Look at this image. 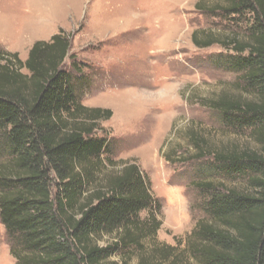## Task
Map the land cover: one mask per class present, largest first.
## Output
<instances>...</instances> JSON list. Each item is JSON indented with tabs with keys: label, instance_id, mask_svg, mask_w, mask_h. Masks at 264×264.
Masks as SVG:
<instances>
[{
	"label": "trees",
	"instance_id": "obj_1",
	"mask_svg": "<svg viewBox=\"0 0 264 264\" xmlns=\"http://www.w3.org/2000/svg\"><path fill=\"white\" fill-rule=\"evenodd\" d=\"M195 8L225 26L245 24L240 32L196 28L192 42L230 52L225 62L240 74L242 94L210 104L231 129H250L259 150L207 154L190 131L197 158H213L220 180L198 184L209 193L206 215L176 246L157 239L163 205L139 164L107 168L110 141L96 131L112 111L81 102L71 35L61 28L35 41L25 60L0 49V221L16 264H264V0H198ZM238 178L247 188L222 183Z\"/></svg>",
	"mask_w": 264,
	"mask_h": 264
},
{
	"label": "rangeland",
	"instance_id": "obj_2",
	"mask_svg": "<svg viewBox=\"0 0 264 264\" xmlns=\"http://www.w3.org/2000/svg\"><path fill=\"white\" fill-rule=\"evenodd\" d=\"M197 1L0 0V49L48 41L61 28L71 35L70 53L83 71L75 85L81 102L112 111L96 131L110 141L106 157L114 164L107 168L139 164L163 205L157 239L172 246L184 243L206 215L209 193L198 184L220 180L213 158H197L190 131L202 137L207 154L218 147L259 150L250 129H231L210 104L225 93L242 94L240 74L225 62L230 52L192 42L196 28L240 32L245 24L225 26L226 20L196 10ZM35 28L45 34L33 35ZM222 183L248 186L247 178ZM0 264H16L1 221Z\"/></svg>",
	"mask_w": 264,
	"mask_h": 264
},
{
	"label": "crops",
	"instance_id": "obj_3",
	"mask_svg": "<svg viewBox=\"0 0 264 264\" xmlns=\"http://www.w3.org/2000/svg\"><path fill=\"white\" fill-rule=\"evenodd\" d=\"M35 33L33 32V35H36V34H39V35H44L45 33H44V31L43 30H38V29H36L35 28ZM54 35V34H53ZM39 40V39H38ZM42 40H44V39H42ZM36 41V40H35ZM34 41V42H35ZM33 42V43H34ZM33 43L32 44H28L27 45V43H23L22 45H20V46H14V47H11V49L14 51V52H21V51H23V53H25V59H27V57H28V54H29V51H30V48L32 47V45H33ZM20 57H23L22 56V54H20ZM25 59H23V60H25Z\"/></svg>",
	"mask_w": 264,
	"mask_h": 264
}]
</instances>
